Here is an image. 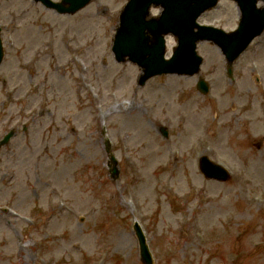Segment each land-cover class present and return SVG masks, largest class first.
<instances>
[{
	"label": "rangeland",
	"instance_id": "1",
	"mask_svg": "<svg viewBox=\"0 0 264 264\" xmlns=\"http://www.w3.org/2000/svg\"><path fill=\"white\" fill-rule=\"evenodd\" d=\"M127 1L58 15L0 0V140L16 132L0 147V264H144L136 222L153 264H264V34L233 80L219 49L199 45L208 95L198 76L139 87L141 69L111 52ZM238 18L223 0L199 22L230 31ZM202 156L232 177L205 179Z\"/></svg>",
	"mask_w": 264,
	"mask_h": 264
},
{
	"label": "water",
	"instance_id": "2",
	"mask_svg": "<svg viewBox=\"0 0 264 264\" xmlns=\"http://www.w3.org/2000/svg\"><path fill=\"white\" fill-rule=\"evenodd\" d=\"M42 2L47 8L55 9L60 14H74L91 0H62L55 4L49 0ZM242 12V19L237 31L226 34L222 30L202 27L197 24L198 17L216 6L218 0H130L122 12L120 27L114 39L113 53L117 61L128 58L144 71L140 83L153 76L162 74L193 75L199 72L202 59L196 54L197 43L214 41L221 47L230 63L248 47L251 41L264 30V11L256 8L257 0H234ZM161 6L159 19L146 20L150 7ZM197 29V31H196ZM178 39V47L170 60L165 59V39L167 34ZM3 49L0 41V62ZM231 72V70H230ZM204 91L207 86L200 83ZM201 169L207 178L220 181L228 177L222 168L212 164L207 158L202 159ZM141 255L146 264H151L145 241L137 231Z\"/></svg>",
	"mask_w": 264,
	"mask_h": 264
},
{
	"label": "bare ground",
	"instance_id": "3",
	"mask_svg": "<svg viewBox=\"0 0 264 264\" xmlns=\"http://www.w3.org/2000/svg\"><path fill=\"white\" fill-rule=\"evenodd\" d=\"M199 117H201V115H199Z\"/></svg>",
	"mask_w": 264,
	"mask_h": 264
}]
</instances>
